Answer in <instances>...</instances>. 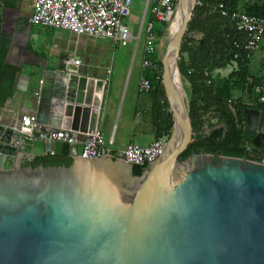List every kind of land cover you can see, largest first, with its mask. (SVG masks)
Wrapping results in <instances>:
<instances>
[{"label":"water","instance_id":"1","mask_svg":"<svg viewBox=\"0 0 264 264\" xmlns=\"http://www.w3.org/2000/svg\"><path fill=\"white\" fill-rule=\"evenodd\" d=\"M194 1L178 0L185 15L174 35L169 28L161 59L174 110L172 133L140 177L120 155L80 157L82 134L100 131L106 86L78 76L75 68L68 76L59 74L62 80L55 85L41 82L35 117L56 132L64 120L76 122L82 113L83 126L71 127L81 133L79 142L29 140L0 124V264H264L259 156L177 159L188 140L190 119L186 99L169 81V66L177 69ZM100 89L101 98L93 99ZM244 115L247 130L255 133L252 144L260 147L264 112L246 109ZM45 155L72 162L68 167L21 166Z\"/></svg>","mask_w":264,"mask_h":264},{"label":"crops","instance_id":"2","mask_svg":"<svg viewBox=\"0 0 264 264\" xmlns=\"http://www.w3.org/2000/svg\"><path fill=\"white\" fill-rule=\"evenodd\" d=\"M34 1L0 0V124L13 127L20 123L21 117L35 115L38 111L35 93L41 82L46 79L48 85H55L62 80L59 74L68 76L75 68L78 76L102 80L106 86L100 133L112 155L119 156L128 144L148 147L165 124L164 114L174 110L165 87L154 89L152 86L150 91L139 89L142 79L149 80L146 69L141 68L146 56L144 47L140 66L130 71L128 53L119 49L127 46L30 23ZM147 3L149 5L150 0ZM150 17L154 19L151 14ZM150 25L152 32L151 22ZM167 31L169 41V27ZM146 41L147 35L144 46ZM259 49L264 52V48L259 46ZM151 54L148 55L150 61ZM253 54L249 60V73L264 86V55L256 63ZM77 60L79 63L75 65ZM225 69L215 74L226 77L230 71ZM101 95L102 89L93 94V99H100ZM87 121L86 124L90 123ZM74 123L78 127L84 123L82 113L76 122L72 118L64 120L58 131L72 129ZM110 138L112 144L108 145Z\"/></svg>","mask_w":264,"mask_h":264},{"label":"trees","instance_id":"3","mask_svg":"<svg viewBox=\"0 0 264 264\" xmlns=\"http://www.w3.org/2000/svg\"><path fill=\"white\" fill-rule=\"evenodd\" d=\"M220 4L228 12L239 11L264 18V0L194 1L176 61L187 93L190 119L188 140L178 151L179 162L193 154L246 160L251 153L257 156L264 154V144L253 146L255 133L247 130L244 115L246 109L264 112V102L259 101V94L254 90L262 86V82L249 73L250 56L243 50L246 34L238 32L233 22L221 15ZM151 57L154 67L146 69V76L154 89H163L161 58H155L153 54ZM232 62L236 63V68L226 77L215 74ZM164 115L165 124L160 127L158 137L169 139L174 112ZM71 162L70 158L45 155L24 161L21 166L68 167ZM145 170L144 167L132 166L135 177H140Z\"/></svg>","mask_w":264,"mask_h":264},{"label":"built area","instance_id":"4","mask_svg":"<svg viewBox=\"0 0 264 264\" xmlns=\"http://www.w3.org/2000/svg\"><path fill=\"white\" fill-rule=\"evenodd\" d=\"M132 0H35L33 4L30 23L63 29L81 36H89L98 39H107L121 47H126L133 38L128 27L123 23V16L127 12ZM178 0H150L149 11L155 20L167 23L170 28L172 18L175 15ZM222 16L233 22L238 32L246 34L243 50L247 56L255 53L260 46L264 33V19L255 15H248L239 11L228 12L222 4L218 5ZM147 41L144 46L145 58L141 62L142 69L153 68L148 58L152 53L151 25L147 27ZM79 61H74L78 65ZM229 71L236 68L232 62L227 66ZM141 91H150L152 85L148 79H142L139 84ZM259 94V101L264 102V86L255 87ZM13 128L29 140H41L44 142H64L73 144L79 142L77 133L71 129L53 132L50 128L41 126L36 122L35 115L23 116L19 124ZM83 138L82 159H96L103 156L111 158V151L105 146L103 135L100 131H91L82 134ZM167 138L157 137L148 147H138L128 144L120 154L119 159L129 166H151L161 155ZM112 144V139L107 141ZM256 163L264 166V154L260 155Z\"/></svg>","mask_w":264,"mask_h":264},{"label":"rangeland","instance_id":"5","mask_svg":"<svg viewBox=\"0 0 264 264\" xmlns=\"http://www.w3.org/2000/svg\"><path fill=\"white\" fill-rule=\"evenodd\" d=\"M123 21L132 33L133 39L130 40L126 48L119 49L128 53V69H130V71H135L140 66L142 49L144 47L145 37L146 35L148 36L147 27L150 22L152 23L151 34L153 36L150 40H152L151 47L153 49V56L158 59L162 58L168 45V24L151 19L147 0H132L127 12L123 16ZM165 24L167 26H165ZM163 32L164 34H162ZM260 48H264V42L260 44ZM263 55L264 52L259 49L256 53L253 54V62L257 63L258 59ZM225 70H227V68ZM222 75L224 74L222 73ZM180 80L183 89V96L184 99H186L187 93L184 90L181 77Z\"/></svg>","mask_w":264,"mask_h":264},{"label":"bare ground","instance_id":"6","mask_svg":"<svg viewBox=\"0 0 264 264\" xmlns=\"http://www.w3.org/2000/svg\"><path fill=\"white\" fill-rule=\"evenodd\" d=\"M184 15H185L184 8L180 7L178 9L177 7L175 10V15L170 24L171 35H174L177 29L179 28L180 24L182 23V19ZM169 81L171 83V86L173 87L177 95L179 96V98L183 99L184 96H183V89L181 85L180 76L178 74L176 67L173 64L169 66Z\"/></svg>","mask_w":264,"mask_h":264}]
</instances>
